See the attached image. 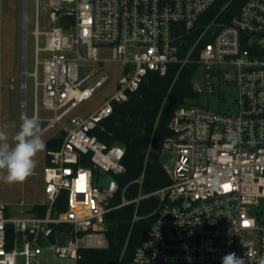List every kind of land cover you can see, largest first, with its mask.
I'll return each instance as SVG.
<instances>
[{
  "label": "built area",
  "instance_id": "obj_1",
  "mask_svg": "<svg viewBox=\"0 0 264 264\" xmlns=\"http://www.w3.org/2000/svg\"><path fill=\"white\" fill-rule=\"evenodd\" d=\"M43 1L50 21L45 29L39 22ZM27 2L25 48L31 33ZM35 2L34 75L42 68L35 118L47 122L45 130L59 126L63 140L48 151L45 214L27 210L15 215L0 202V264H18L20 255L24 264H41L46 246L76 264L81 248L108 247L105 216L111 210L151 195L158 204L133 262L222 264L225 254L242 257L250 248L255 264L264 256V0H246L228 22H220L218 14L206 23L204 14L217 0ZM190 62L206 69L207 92H214L215 80L236 88L231 107L180 106L160 153L171 154L160 162L169 183L133 199L124 196V188L121 202L114 204L117 176L126 171L125 147L106 144L93 130L151 72L165 75L171 64L182 69ZM107 65L112 69L106 71ZM25 75L30 74L25 70ZM101 89L109 90L92 112L71 115ZM22 108V118L28 117L26 101ZM43 109L54 115L40 118ZM1 123L0 87V131ZM64 191L67 208L54 211ZM50 222L57 224L54 244L46 237Z\"/></svg>",
  "mask_w": 264,
  "mask_h": 264
},
{
  "label": "trees",
  "instance_id": "obj_2",
  "mask_svg": "<svg viewBox=\"0 0 264 264\" xmlns=\"http://www.w3.org/2000/svg\"><path fill=\"white\" fill-rule=\"evenodd\" d=\"M245 1L217 0L204 14L202 22L206 23L218 14L220 22H228ZM199 66L198 63L190 62L180 69L174 63L165 75L151 72L139 89L131 93L128 100L115 103L113 113L93 130L106 144H120L125 147L123 163L126 171L117 176L120 189L114 204L121 202L124 188V196L133 199L140 191L153 192L169 183V177L160 163L161 148L165 138L171 133L169 123L175 111L182 105L190 104L198 96V91L194 89L193 76ZM62 140V136L47 140L46 162L49 161L48 151L59 148ZM143 173L142 182L137 181ZM66 197V191L62 192L55 203L54 211L67 208ZM157 204V196L151 195L141 199L139 203L132 202L111 210L105 216L108 247L81 248L76 264L132 263L134 252L153 220L152 213ZM46 208L45 204H35L30 211L45 214ZM135 213L139 216L136 220Z\"/></svg>",
  "mask_w": 264,
  "mask_h": 264
},
{
  "label": "rangeland",
  "instance_id": "obj_3",
  "mask_svg": "<svg viewBox=\"0 0 264 264\" xmlns=\"http://www.w3.org/2000/svg\"><path fill=\"white\" fill-rule=\"evenodd\" d=\"M48 9L44 6L39 11V22L41 28H49L50 21ZM36 2H27V28L31 32L27 36V47L25 48V0H1L0 14V87H1V115L2 128L8 136V142L13 143L15 133L19 130L22 121V104L26 101V114L35 118L36 106V81L42 80V68L36 72V41L34 30L36 26ZM26 54V56H25ZM102 54H106L103 50ZM113 65H107L106 71L111 70ZM25 70L30 75H25ZM207 71L199 66L193 76L194 89L199 91L198 96L191 100L194 105L214 110H226L236 95V88L223 81L215 80L214 92L209 93L206 89ZM109 89H101L97 96L81 102L71 115H86L92 112L98 104L103 101ZM39 103L42 104V90H38ZM231 107V106H230ZM54 115L52 110L43 109L39 117L49 118ZM68 117L64 121H68ZM38 120V119H37ZM41 127V138L45 142V149L35 157L36 167L33 174L23 183L9 184L0 179V202L8 205L10 212L21 215L30 210L35 204L46 201L44 191V170L46 167L47 151L46 142L51 137L62 136L59 126L45 130L47 122L38 120ZM103 179L108 181L110 176L105 174ZM41 264H75L73 259H63L54 255L53 250L47 246L38 258ZM25 258L20 255L18 264H24ZM32 264H36L33 261ZM130 264H152L132 262Z\"/></svg>",
  "mask_w": 264,
  "mask_h": 264
},
{
  "label": "clouds",
  "instance_id": "obj_4",
  "mask_svg": "<svg viewBox=\"0 0 264 264\" xmlns=\"http://www.w3.org/2000/svg\"><path fill=\"white\" fill-rule=\"evenodd\" d=\"M40 133V123L34 117L22 118L11 144L5 132L0 131V179L5 183H23L33 174L35 157L45 149ZM254 256V251L247 248L242 257L229 252L221 259L222 264H252ZM255 264H264V256L255 261Z\"/></svg>",
  "mask_w": 264,
  "mask_h": 264
},
{
  "label": "water",
  "instance_id": "obj_5",
  "mask_svg": "<svg viewBox=\"0 0 264 264\" xmlns=\"http://www.w3.org/2000/svg\"><path fill=\"white\" fill-rule=\"evenodd\" d=\"M170 159H171V154L165 153L160 157V162L168 161ZM56 231H57V224L55 222H50L48 224V232L46 234V237L53 244L56 242Z\"/></svg>",
  "mask_w": 264,
  "mask_h": 264
},
{
  "label": "snow or ice",
  "instance_id": "obj_6",
  "mask_svg": "<svg viewBox=\"0 0 264 264\" xmlns=\"http://www.w3.org/2000/svg\"><path fill=\"white\" fill-rule=\"evenodd\" d=\"M247 224V222H245Z\"/></svg>",
  "mask_w": 264,
  "mask_h": 264
}]
</instances>
